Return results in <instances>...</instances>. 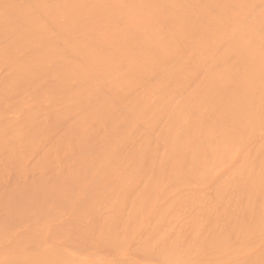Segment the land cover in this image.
<instances>
[{
  "label": "bare ground",
  "instance_id": "obj_1",
  "mask_svg": "<svg viewBox=\"0 0 264 264\" xmlns=\"http://www.w3.org/2000/svg\"><path fill=\"white\" fill-rule=\"evenodd\" d=\"M0 264H264V0H0Z\"/></svg>",
  "mask_w": 264,
  "mask_h": 264
}]
</instances>
